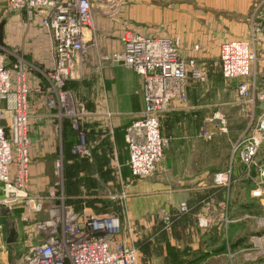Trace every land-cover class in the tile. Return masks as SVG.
I'll list each match as a JSON object with an SVG mask.
<instances>
[{"label": "built area", "instance_id": "built-area-1", "mask_svg": "<svg viewBox=\"0 0 264 264\" xmlns=\"http://www.w3.org/2000/svg\"><path fill=\"white\" fill-rule=\"evenodd\" d=\"M8 2L23 19L35 20L43 28L51 59L36 91L43 95L45 104L59 123L69 119L67 122L77 139L71 148L72 154L79 159L89 157L87 132L79 122L83 109L68 88L71 82L84 75L90 61L92 0ZM119 40L120 48L101 59L110 65L123 66L141 79L145 107L135 115L124 135L132 178L151 177L157 172L170 143L161 132V118L170 111L172 103H185L189 85L205 83L207 73L195 57L183 55L179 37L128 28ZM261 44H264V10L259 6L254 10L248 36L226 40L220 45L223 79L232 81L251 76L257 61V47ZM194 50H199V46H194ZM8 53L4 43L0 45V188L5 196L0 198V207L10 211L13 201H25L22 220L31 225L38 242H32L23 256V264H139L134 239L126 224L129 195L124 190L99 196L112 202L101 212L93 210L86 201L76 210L64 192L67 177L61 149L53 165L56 180L45 192L30 191L31 69L30 63L19 55L8 62ZM255 75L237 86L238 97L246 107L244 112L249 113L250 125L254 128L244 132L245 140L233 141L228 169L213 177L214 183L219 185L231 184L235 157L246 171L257 166L255 158L264 141V109L259 111L264 103V92L257 93ZM215 118L221 120V131L227 132L226 121L218 113ZM201 136L212 139L214 133L203 129ZM259 175L264 178V166L259 168ZM178 208L182 214L189 212L185 202ZM43 212L47 217L39 218ZM202 224L207 225V220L202 219ZM254 243L255 249L246 253L247 260L264 255V239L257 238Z\"/></svg>", "mask_w": 264, "mask_h": 264}, {"label": "crops", "instance_id": "crops-1", "mask_svg": "<svg viewBox=\"0 0 264 264\" xmlns=\"http://www.w3.org/2000/svg\"><path fill=\"white\" fill-rule=\"evenodd\" d=\"M129 1L131 2L129 15L136 23L131 28L153 35L179 37L182 53L186 57H198L201 51L200 43H206L209 39H216L221 43L234 38L247 37L252 25L254 10L259 6L264 10V0ZM119 38H111L104 44L102 50H118L120 48ZM45 41L47 44L46 38ZM197 44L200 49L194 50V45ZM253 71L256 74V82L258 80V85H262L260 82H264V44L257 47V61ZM134 74L137 77L134 76V79L140 81L139 76ZM238 84L235 87L236 99L232 103L225 104L228 109L240 112ZM135 85L136 83L133 84L134 88ZM139 88H141L140 83ZM131 92L127 93L131 94ZM261 92H264V89ZM131 99L135 100L136 106L126 114H120L119 107H116L113 102L111 109L108 108L106 112L99 114L97 118L100 119L99 124H102L103 127L98 128L101 129L92 131L93 126L91 125L94 123L87 122V127L90 128L89 133L86 131L87 141L91 155L69 169L66 174L67 191L87 192L95 187H102L107 192L117 185L116 181L126 185L129 189H127L129 197L126 210L128 219L134 225L135 231L141 230L147 235L143 236L141 243L143 255L140 256H143V260L140 257V264H245L238 259L230 258L228 251L229 245L239 238L236 233L237 225L245 223L249 218L247 207L236 205L235 210L230 214L223 213V206H226L224 204L228 202H223L221 198L216 197V187L212 186L217 169L225 167L223 171H226L231 163V157L226 159L225 166L224 161L217 165L216 155L212 148L215 144L210 142L216 140L219 135H225L227 136L225 138L233 143L235 139L233 138L235 134L233 129L237 126H232V123L237 117L233 115V112L228 114L227 118L230 122L227 123L228 131L223 132L220 129L221 123L216 118L213 119L214 115L219 112L216 104L189 105L186 104L187 101L182 104L172 103L170 114L193 110L195 115L192 119L194 120L191 123H183V126L179 128L178 142H176L178 146L173 147L172 153L168 152L165 155L162 168L153 177L140 181L134 179L126 183L125 181H129L132 177L130 170L126 169L123 175L118 173V179H115L105 168L107 164L105 158L110 154L114 157L119 155L122 162L127 163L129 159L124 141L125 130L122 129V119H125L124 122L128 124V121L135 120V115L143 111L145 106L143 95H134V97L131 96ZM245 108L243 106L242 110L244 111ZM44 117H49L48 113L44 114ZM198 118L200 122L204 119L203 123H198ZM241 120L242 117L238 115L236 123H240ZM203 129H207L209 132L213 131V138L207 139L201 136ZM32 132L30 133L31 141L32 136L36 142L41 140L45 150H54L57 146L58 152L62 149L66 156L64 151L66 150L68 151L67 156L74 159L70 153L77 139L76 133L70 129L69 125L65 129V134L57 137L54 136L56 134L54 126L47 122L38 123ZM94 132L97 133L96 138H94ZM206 141H209V144ZM203 142L208 144V150L200 146ZM122 153L127 155L125 160L122 159ZM94 158L96 159L94 163H90ZM75 160L78 159L75 157ZM73 162L71 161L70 164ZM39 166L38 169L43 170L44 167ZM123 178L126 180L124 181ZM41 180L39 178V186ZM210 192H213L214 196L209 199L207 206L213 210L207 217L172 214L182 202L187 203L191 213L192 207L203 204L205 194L210 196ZM78 198L79 202L71 203L76 210H80L79 207L82 208L81 203L84 201L89 205L90 203L94 205L98 199H102V197H91L89 194ZM160 208L166 211L167 217L157 214ZM43 213L38 216L44 215ZM202 219L207 220V225H201ZM12 225L15 226V240L8 242ZM30 227L29 224L25 228V225L19 224L17 219L12 221L10 211L7 215H3L0 211V264H23V256L27 253L35 237ZM147 231H154L155 234L153 237H149ZM258 264H264V262Z\"/></svg>", "mask_w": 264, "mask_h": 264}, {"label": "rangeland", "instance_id": "rangeland-1", "mask_svg": "<svg viewBox=\"0 0 264 264\" xmlns=\"http://www.w3.org/2000/svg\"><path fill=\"white\" fill-rule=\"evenodd\" d=\"M130 3L131 2L129 0H92V27L90 28L91 39L89 42L90 61L88 63V67L85 69L84 75L80 79L71 82L68 88L74 93L77 105L81 106L83 109V115L79 117V122L81 128L88 133L90 128L89 126L87 127V122L92 124L94 123V125H91L93 126L92 131H96L97 129H101L103 127L102 124H99L100 119L97 117L99 114L106 112L108 108L111 109L112 102L116 107H119L120 114H126L136 106L135 100L132 101L131 96L134 97V95H142L141 88H139V83L141 86V79L140 81L139 79H134L135 74L132 73L133 71L131 72L129 69L120 65H110L109 63H104L101 59L103 56H107L109 53L115 51L111 49L110 51H107L109 49L102 50V47L106 42L110 41V39L113 37L118 39L125 29L135 26L136 23L130 18L129 15ZM3 21L5 22L4 46L10 52L8 53V62L11 63L14 56L19 55L30 63V133H33L32 131L33 129L35 130L38 123L47 122L54 126L56 132V134H54L55 137L58 135H64L65 129L67 125H69V123H67L69 119L64 120L63 123H59V121L53 117L54 112L50 110L45 104L43 95L36 91V86L38 85L37 83L38 81L43 80L42 73L48 69L51 59V51L46 44V35L43 28L35 20L23 19L21 15L11 9L8 0H0V23ZM221 43L216 39H209V41L206 43H200L201 49L200 47L199 49L201 51L198 54V57L195 58L198 65L205 69L207 73V80L203 84H190L191 86L188 88V98L186 104H216L219 110L218 115L221 116L222 119L226 121V123H230L227 116L229 113L233 112V115L237 117L235 118V122L232 123V126H237L233 129L235 133L233 136L235 139L233 141L239 142L241 139L245 140L246 136H244V132L246 133L247 131H252L254 128L250 125L251 117L249 116L248 112H244L242 110L244 104L239 98V107L241 108L240 112L228 109V106H226L225 103H232V101L236 99V84L243 80H251L255 71L252 70V75L244 79H235L232 81L223 79L221 75L219 59ZM197 46H199V44H197ZM134 83H136L135 88L133 87ZM256 83L257 92H261L264 89V82H260L262 85H258L259 81L257 80ZM127 92H131V94ZM46 113H48L49 117L45 118L44 114ZM194 115L195 112H193V110H186L183 112H174L173 114L167 112L161 118V132L163 136L168 137L171 140L169 146L165 150L164 158L168 152H173L172 149L174 146H178L176 142H178L177 137L179 128L183 126V123H191L194 120L192 119ZM238 115L242 117L240 123H236L238 120ZM124 121L125 119H122L123 130H125L134 120L128 121V124ZM203 121L204 119H202L201 122L199 119L198 123H203ZM218 122L221 123V120L218 119ZM254 122L255 120L253 123ZM253 126H255V123ZM96 135L97 133L94 132V138L97 137ZM225 137L227 136L219 135L216 140L210 142L215 144L212 148L214 154L216 155L217 165L224 161L225 166L226 159L232 156L233 144L230 143ZM206 142L209 144V141ZM207 143L203 142L200 144V146L205 150H208L209 146ZM58 150L59 148H57V146L54 150H45L42 141L38 140L36 142V139H34L32 136V146L30 152L32 173V187H30V191L32 188L31 192H45L50 187L51 183L56 180L53 173V165L54 161L58 158ZM64 151L66 156L64 154L63 163L65 167V173L67 174L69 169L78 165L80 163L79 160L83 159H79L77 157L78 162H73V164H70L71 161L75 160L67 156L68 151ZM126 157L127 155L122 153V159L125 160ZM164 158L159 165L158 170L162 168L161 165L164 161ZM95 160L96 159L94 158L93 161ZM105 160L107 161L105 168L109 170L112 177H115V179H118V173L119 175L120 173L123 175L126 169L129 170L127 164L128 161L127 163L122 162L119 155L114 157L108 154ZM255 161L257 166L249 171H246L240 160L236 159L235 157L233 160V168L234 171L235 169L236 171L231 180V184L225 186L212 183V186L216 187V197L221 198L223 202H228L227 204H224L226 206H223V213L228 212V214H230L235 210L236 205L239 207H247V214L249 215V218L245 223H240L237 225L236 233L237 237L239 238L236 242L232 243L234 246L229 245L228 251L230 258H234V260L238 259L245 264H258L260 262H264V255L259 256V258L255 260H247L246 258V253L252 252L256 247L254 241L257 238L264 239V178L259 175V168L264 166V141L259 147ZM39 165L44 167L43 170L38 169ZM224 169L225 167L218 168L216 174L224 173ZM39 178L42 179L40 186L38 184ZM145 178L150 177H139L136 179L140 181L145 180ZM123 180L125 181L126 178H123ZM132 180H134V178L131 177L129 181L126 180L125 182L129 183ZM116 183L117 185L114 188L112 187L107 192L106 189H103L102 187H95L87 192H68L67 189H65L64 192L71 206L76 204L77 201L79 202L78 197L84 194H89L91 197H99L100 195L118 192L120 190H124L127 194L129 193V189L126 187V185L124 186L120 181H116ZM122 186L124 187L122 188ZM213 194V192L209 193L210 196L205 194V202L201 205L198 204V206H193L192 212H188L185 215H199L201 218L210 215V212L213 209H211L210 206H207V203L209 199L214 196ZM0 198H5V196L2 194V191L0 192ZM24 202V200L12 202L10 219L12 221L17 219L19 224L22 223L26 228V222L22 221V216L25 210ZM90 205L93 206V210L101 212L112 205V202L108 198H102L98 199V202L94 203V205L92 203H90ZM47 206L49 207V205ZM15 209L18 210L15 211ZM78 209H80V207ZM43 214L44 215H41L39 218L47 217L45 213ZM157 214H160L162 217L167 215L166 211L162 210V208L158 209ZM172 214L182 215V213L179 211V208H177ZM126 224L128 227H130V233L134 239V244L138 253V262L140 264V255H143L141 243L143 241V236L146 237L147 235H145V232H142L141 230V232L135 231L134 225L128 220V218ZM202 225L204 226V224ZM147 234H149V237H153L155 232L147 231ZM39 239L40 238L38 237V240ZM33 242L37 243V238L34 237ZM141 258L143 260V256Z\"/></svg>", "mask_w": 264, "mask_h": 264}, {"label": "water", "instance_id": "water-1", "mask_svg": "<svg viewBox=\"0 0 264 264\" xmlns=\"http://www.w3.org/2000/svg\"><path fill=\"white\" fill-rule=\"evenodd\" d=\"M4 25H5L4 21L0 23V45L4 43ZM262 109H264V103H262L261 106L259 107V111H261ZM0 211L2 212L3 215L8 214V210L3 207H0ZM14 240H15V226L12 225L10 229L8 242H13Z\"/></svg>", "mask_w": 264, "mask_h": 264}, {"label": "trees", "instance_id": "trees-1", "mask_svg": "<svg viewBox=\"0 0 264 264\" xmlns=\"http://www.w3.org/2000/svg\"><path fill=\"white\" fill-rule=\"evenodd\" d=\"M67 123H68V122H67ZM71 153H72V152H71ZM71 153H70V156H73V157H74V160H75V157H76V156L73 155V154H71ZM76 158H77V157H76ZM79 161L81 162L82 160H79ZM74 162L76 163V162H78V160H75ZM90 163H94L93 159H91V162H90ZM72 174H73V173H72ZM72 174H71V175H72Z\"/></svg>", "mask_w": 264, "mask_h": 264}]
</instances>
